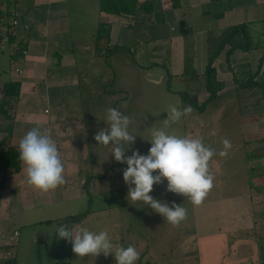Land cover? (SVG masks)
I'll return each instance as SVG.
<instances>
[{
    "label": "rangeland",
    "instance_id": "1",
    "mask_svg": "<svg viewBox=\"0 0 264 264\" xmlns=\"http://www.w3.org/2000/svg\"><path fill=\"white\" fill-rule=\"evenodd\" d=\"M19 2L12 5L14 12ZM21 2L33 5L34 0ZM99 2L67 0L76 49V76L67 77V82L43 87L37 94L36 86L31 89L30 85L40 77L31 76L23 92L26 100L31 102L33 99L36 104L19 111L20 102L24 101L21 92L19 97L10 98L7 105L11 113L16 112L17 118L27 122L23 126L25 133L36 126L41 131L52 128L59 132L60 119L63 129L71 127L81 131L77 132L80 138L74 136L71 137L74 140L68 142L73 145L74 165H64L66 182L63 185L48 193L34 191L27 183L10 186L11 196L26 203L21 206L25 211L24 223L19 225L25 242L23 240L19 246L20 256L26 253L27 264H60L57 260L63 254L69 256L70 264H116L113 254L78 257L72 251L71 242L55 235L56 228L65 225L70 230L76 226L97 233L107 230L115 245L125 248L132 245L140 258L156 264H263L264 215L255 216L261 209L262 197L257 194L259 190L254 189L256 197L253 201L249 199V166L237 147L228 149L226 156L219 155L223 148L216 151L209 162L214 186L198 206L187 197L168 192L166 180L153 186L150 195L155 199L169 206L174 202L187 209V218L178 227H173L142 201L133 202L127 198L129 186L123 180L127 165L115 161L111 145H97L94 139L98 131L108 127L104 121L107 109L115 108L132 121L129 131L137 136L125 155L130 156L132 150L147 155L151 147L148 141L151 128L163 126L169 105L179 107L180 96L169 91L161 60H151L148 65L142 53L137 52L136 61L125 48L115 51L109 59L97 54L95 34ZM8 6L6 0H0V11L6 13ZM18 12H23V8ZM6 22L7 18L0 15V36L6 33ZM134 30L143 39L155 35L154 25L144 20L139 21L136 28L134 25ZM14 44L6 40L0 43L3 49L0 62L8 69L4 74L7 80L21 78V71L17 69L21 57L15 55ZM210 117V112L192 111L168 131L202 138L205 144L217 150L216 144L221 141L215 139V134H223L222 126L213 124ZM232 131L242 138L235 129ZM245 135L247 139L251 136ZM2 138L0 133V140ZM86 154H89L88 158ZM102 173L104 176H98ZM87 209H90L89 213L80 221L71 219Z\"/></svg>",
    "mask_w": 264,
    "mask_h": 264
},
{
    "label": "crops",
    "instance_id": "2",
    "mask_svg": "<svg viewBox=\"0 0 264 264\" xmlns=\"http://www.w3.org/2000/svg\"><path fill=\"white\" fill-rule=\"evenodd\" d=\"M152 1L156 9L163 10L165 21L157 22L153 13L140 9L135 28L139 21L144 20L154 25L155 35L143 39L141 34L134 30L133 42L148 61V65L152 63L151 60L162 61L163 78L167 76L171 80L172 87L168 89L180 96L181 110V91L196 94L201 104L207 102L204 110L196 113L210 112L211 122L222 126L223 134H215V139L221 141L219 145L216 144V151L223 148L222 140L226 138L231 142V150L237 147L245 158L251 153L259 157L257 163L261 175L250 179L248 196L253 201L256 197L253 190L258 188L257 194L262 197V201L261 209L255 216L264 215V0H179L177 7L173 6L172 0ZM69 13L67 0H34L31 16L33 26L28 47L17 68L21 71L22 98L24 97V101L20 102L22 108L19 107V111L36 104L33 99L31 102L30 99L26 100L23 92L31 76L40 77L30 85L31 89L36 86V94L43 87L67 82V77L76 76V49ZM182 19L187 21L192 32H182ZM101 20L111 22L112 42L126 41L129 31L126 20L101 13L99 10L97 22ZM237 24L247 25L246 34L239 32L229 38L232 27ZM236 42L242 45L233 47ZM215 52L217 55L214 66L218 79L223 82V88L217 97L209 100L205 70L209 55ZM12 74L14 77L15 73ZM189 115L183 117L187 118ZM11 122L14 131L12 136L7 137V144L18 150L19 141L26 134V128L23 126L27 122L20 120L16 115ZM61 124L60 119V131L63 129ZM46 125L50 126L48 123ZM49 129L64 165L72 166L73 145L68 142L74 140L71 137L80 138L77 134L81 132L80 129L66 127L62 134H58L60 131L56 132V129ZM232 129L242 135V138L234 135ZM0 133L3 138L6 136V132ZM245 134H251L250 138L247 139ZM86 157L88 158L89 154H86ZM0 175V179L5 180L4 188L0 190V241L4 244L0 250V264H27L26 253L20 256L19 248L23 240L25 242L19 224L24 223L25 211L21 210V206L26 203L10 194V186L18 187L27 183L26 174L21 165L19 172L10 168ZM14 178L16 182H11ZM16 229L20 231V235L14 239L12 237ZM10 247L14 250L13 256L7 254ZM263 251L264 249L261 253L264 254ZM262 256L264 258V255Z\"/></svg>",
    "mask_w": 264,
    "mask_h": 264
},
{
    "label": "clouds",
    "instance_id": "3",
    "mask_svg": "<svg viewBox=\"0 0 264 264\" xmlns=\"http://www.w3.org/2000/svg\"><path fill=\"white\" fill-rule=\"evenodd\" d=\"M192 111L190 105L182 110L177 105H169L163 126L151 128V139L148 140L151 147L147 155L140 154L139 150H132L130 156L125 155L137 135L129 131L130 117L115 108L107 109L104 121L108 127L94 136L97 145H111V155L116 162L127 165L123 170V180L129 186L127 198L133 202L142 201L173 227H178L187 218V209L174 202L169 206L155 199L150 195L153 186L166 180L168 192L187 197L197 206L203 203L214 186L209 162L217 154L216 150L205 144L202 138L168 131L173 124L180 122L182 116ZM222 144L223 150L219 155L226 156L232 145L226 138ZM18 152L26 182L34 191L48 193L66 182L61 153L50 130L41 131L39 126L31 128L20 139ZM55 235L71 242L72 251L81 258L113 254L116 264H136L140 258L134 246L125 248L115 245L107 230L97 233L83 226L70 230L60 225Z\"/></svg>",
    "mask_w": 264,
    "mask_h": 264
},
{
    "label": "trees",
    "instance_id": "4",
    "mask_svg": "<svg viewBox=\"0 0 264 264\" xmlns=\"http://www.w3.org/2000/svg\"><path fill=\"white\" fill-rule=\"evenodd\" d=\"M8 3V10L6 13L0 11V15L7 18V30L5 35L0 36V43L3 40H6L8 43H15L16 50L15 55L23 58L25 56V51L28 47V39L30 35V30L33 26L31 23L32 16V4L23 3V12L21 14L22 21L29 25V29L24 30L21 35H19L18 28L14 25V11L12 10L13 6L17 3L18 0H6ZM173 6H179V0H172ZM16 7V6H14ZM142 9L147 13H153L157 22L165 21L163 10H158L155 8L152 0H100L99 10L101 13L111 15L124 19L128 22V36L127 40L124 43H114L112 42V24L109 21L101 20L98 23V28L95 34L96 44L95 49L98 55L104 56L106 59H109L111 55L122 48L128 49L131 51L132 57L137 61L138 53L140 50L137 48L135 43L132 41L131 34L133 33V27L138 17L139 10ZM180 27L184 34L192 32L191 27L188 25L185 19H182L180 22ZM239 32H247L246 24H237L232 27L229 38L233 35L238 34ZM232 35V36H231ZM6 38V39H5ZM232 39V38H231ZM241 43H234L233 47L241 46ZM3 49L0 47V58ZM217 52L212 53L208 57L207 66L205 74L207 75V87L210 92V98L214 99L217 97L219 91L223 88V82L218 79L217 69L214 66V60L216 58ZM15 56V57H16ZM229 59V58H228ZM8 72V69L4 67L0 62V123L5 121V124H0V131L6 132V136L0 140V174L6 172L8 169H13L15 172L21 170V162L19 161V152L17 149L7 144V137L12 136L14 131V125L11 120L15 117V113H11L7 108L9 105V99L12 97H19L22 92L23 82L21 79H4V74ZM168 88L171 89V80L167 81ZM181 95V108L183 109L186 106H191L193 111H203L207 105L206 103H199L197 95L191 94L185 91L179 92ZM208 100V101H209ZM254 153L247 155V162L249 166V175L250 178L257 177L261 175V172L258 171V161ZM98 176H104V174H99ZM5 186V180L0 179V190ZM86 186V183H85ZM258 189V188H257ZM88 190V189H87ZM90 209L85 210L82 213L74 215L71 219L75 222L80 221L84 218ZM63 242V246H64ZM60 264H70V259L67 254H63L62 257L57 260ZM136 264H156L152 260H143L140 258Z\"/></svg>",
    "mask_w": 264,
    "mask_h": 264
},
{
    "label": "built area",
    "instance_id": "5",
    "mask_svg": "<svg viewBox=\"0 0 264 264\" xmlns=\"http://www.w3.org/2000/svg\"><path fill=\"white\" fill-rule=\"evenodd\" d=\"M19 1H20L19 4H17L18 9L16 10V12H14L15 17H14L13 23L18 28V30L22 33L24 30L29 29V25L25 24L22 21V18H21L22 12L20 14L18 12V10L22 11V8H23V4H22L21 0H19ZM19 235H20V231L18 229H16L13 232V237L12 238L16 239V238L19 237ZM3 245L4 244L0 241V250H1ZM7 254H8V256H13L14 255V250H13L12 247L8 248Z\"/></svg>",
    "mask_w": 264,
    "mask_h": 264
}]
</instances>
